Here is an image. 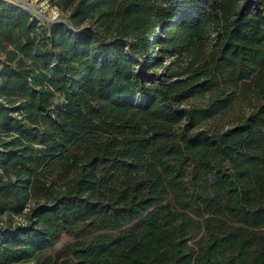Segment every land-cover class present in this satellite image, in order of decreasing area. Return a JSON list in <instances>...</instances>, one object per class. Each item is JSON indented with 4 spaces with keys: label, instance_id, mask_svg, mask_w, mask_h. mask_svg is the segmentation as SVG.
Listing matches in <instances>:
<instances>
[{
    "label": "trees",
    "instance_id": "1",
    "mask_svg": "<svg viewBox=\"0 0 264 264\" xmlns=\"http://www.w3.org/2000/svg\"><path fill=\"white\" fill-rule=\"evenodd\" d=\"M49 1L0 0V264H264V0Z\"/></svg>",
    "mask_w": 264,
    "mask_h": 264
},
{
    "label": "rangeland",
    "instance_id": "2",
    "mask_svg": "<svg viewBox=\"0 0 264 264\" xmlns=\"http://www.w3.org/2000/svg\"><path fill=\"white\" fill-rule=\"evenodd\" d=\"M30 10L37 17L45 21H55L65 18L63 13L49 0H10ZM1 68V65H0ZM20 219V218H18Z\"/></svg>",
    "mask_w": 264,
    "mask_h": 264
}]
</instances>
